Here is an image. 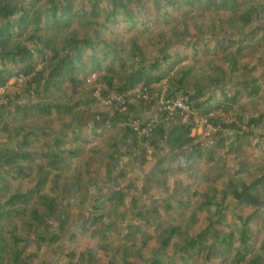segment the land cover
<instances>
[{
  "label": "trees",
  "instance_id": "obj_1",
  "mask_svg": "<svg viewBox=\"0 0 264 264\" xmlns=\"http://www.w3.org/2000/svg\"><path fill=\"white\" fill-rule=\"evenodd\" d=\"M255 19L264 0H0V88L31 78L26 104H0V264H38L44 248L55 264H264ZM163 81L200 116L229 121L210 118L217 130L201 141L190 123L154 118L139 135L130 101L147 112L153 102L131 92ZM99 89L124 103L104 110ZM150 149L161 158L146 177ZM228 157L233 172L219 163ZM117 173L124 188L103 195ZM75 209L88 213L79 233Z\"/></svg>",
  "mask_w": 264,
  "mask_h": 264
},
{
  "label": "rangeland",
  "instance_id": "obj_2",
  "mask_svg": "<svg viewBox=\"0 0 264 264\" xmlns=\"http://www.w3.org/2000/svg\"><path fill=\"white\" fill-rule=\"evenodd\" d=\"M254 26H259V27H263L264 28V20H257L255 19L254 20V24L252 27H250L248 30L252 29ZM239 33H244V32H239ZM29 79L31 78H24L23 80L22 79H19V80H12L9 82L8 84V87H7V91H6V94L8 96L11 97L12 101H13V104H20V105H23V104H26L27 101H28V96H27V93H26V90L28 89V82H29ZM138 98V96L136 97ZM158 99V93H153L151 94L150 98H149V102H153V106H152V109L151 111L147 112V111H144L145 109L143 108L145 106L144 105H141V103L136 99V100H131L130 102H137L138 103V111L137 113L135 114V116L141 118V120L145 121V120H148L150 118H152L153 116L156 115V101ZM124 103V100L121 98V99H114V101L112 102V105L108 106V107H104V110H110L111 113L114 112V110L118 109L119 106L121 104ZM213 116H220L219 118L221 119V121L225 122V121H229V117L227 116H224L223 114H220V113H214ZM172 122H177V121H171L169 124L170 127L174 126L175 123H172ZM192 136L195 137V139H197L198 141H201L202 139H209L210 137H206L205 135H199L197 132H192ZM2 138H4V136H2ZM3 140V139H2ZM126 150H133L132 146L129 145L128 147L125 148ZM157 154V151L154 152L153 150H149V152L147 153V161L145 162V164H142L140 165V168L142 170V172L144 173V175L146 177H148L151 172H153L155 169H156V166H157V163H158V160L161 158V157H158V156H155ZM252 150L250 149L249 150V155H248V158L251 159L252 157ZM221 165H225L230 171H234V168L235 166L238 164V160L234 159L233 157H228V158H223L220 162H219ZM118 173L116 174V176L114 178H116V180L113 182V183H110V184H100L99 187L102 188V191H103V195H108V196H111L112 194L116 193L117 191L119 190H122L124 188V181L123 179H118ZM249 181V180H247ZM33 187V184L32 183H26L25 185V188L26 189H29ZM223 188V185H219L218 187H216V190L217 191H220L221 189ZM151 196L152 198H157L160 196V193L159 192H155V191H152L151 192ZM76 203V202H74ZM99 204L101 205L102 204V201L99 202ZM75 214L77 215L75 217V224L74 226H72V230L75 229V227L78 225V228L74 231L76 232H80L81 228H82V222L83 220L88 216V213L85 212V211H79L78 209H75L74 210ZM65 243L64 245L61 247V252H65L66 249H68L69 247L72 246V244H69V240H68V237L65 239ZM79 248H85L88 246V241L85 239V237H82L80 236L77 240H76V243H75ZM34 250V249H33ZM53 254L52 250L51 249H42L41 252H40V256L41 258L38 259L37 263L38 264H41V261H44V262H47V263H50V264H55L56 262H58L59 260V256L60 255H57L54 257V259L51 257ZM98 264H109L108 263V260L104 257L100 258L98 261H97Z\"/></svg>",
  "mask_w": 264,
  "mask_h": 264
},
{
  "label": "built area",
  "instance_id": "obj_3",
  "mask_svg": "<svg viewBox=\"0 0 264 264\" xmlns=\"http://www.w3.org/2000/svg\"><path fill=\"white\" fill-rule=\"evenodd\" d=\"M24 79L23 77L14 78L13 80ZM7 87L0 88L1 96V105H7L8 99L6 98ZM152 88L156 89L158 92V99L156 101V115L152 118L159 119L163 122L170 121H182L184 123H190L193 125L192 132H197L199 135H205L210 137L213 133L216 132L217 128L212 126L209 122V119L213 117V114H210L208 117L200 116L199 112L196 111L192 105L188 102L187 97L179 95L176 97L168 96V87L165 81L153 85ZM101 90L99 89L95 96L101 101L103 107H108L112 105L114 99H121V97L111 96L107 99H102L100 95ZM131 94L138 96L139 99H142L145 102H149L151 92L148 89L136 88ZM143 120H135L129 122L127 125L132 127L139 135H144L148 132L147 129L141 128V123Z\"/></svg>",
  "mask_w": 264,
  "mask_h": 264
},
{
  "label": "water",
  "instance_id": "obj_4",
  "mask_svg": "<svg viewBox=\"0 0 264 264\" xmlns=\"http://www.w3.org/2000/svg\"><path fill=\"white\" fill-rule=\"evenodd\" d=\"M78 228V225L75 227V229L74 230H76Z\"/></svg>",
  "mask_w": 264,
  "mask_h": 264
}]
</instances>
